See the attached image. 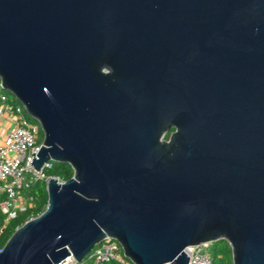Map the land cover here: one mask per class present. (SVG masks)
<instances>
[{
  "label": "water",
  "instance_id": "obj_1",
  "mask_svg": "<svg viewBox=\"0 0 264 264\" xmlns=\"http://www.w3.org/2000/svg\"><path fill=\"white\" fill-rule=\"evenodd\" d=\"M0 79L41 126L30 164L74 170L0 264L107 236L134 264L217 240L264 264V0H0Z\"/></svg>",
  "mask_w": 264,
  "mask_h": 264
},
{
  "label": "built area",
  "instance_id": "obj_2",
  "mask_svg": "<svg viewBox=\"0 0 264 264\" xmlns=\"http://www.w3.org/2000/svg\"><path fill=\"white\" fill-rule=\"evenodd\" d=\"M1 82L0 79V115L10 111L14 113L15 118V125L0 137V195L3 197L0 209L6 214V219L10 220L34 206V197L25 196L23 190L40 180L45 183L52 177L63 180L46 171L53 167L54 161L45 162L39 170L30 164L33 156L37 157L42 145V141H39L40 124L28 119L22 103H11ZM32 217L34 216H30L28 220ZM209 244L188 246L185 250L189 255V264H212ZM113 261L119 264H133L125 256L121 243L107 236L82 260L77 261L73 255H69L58 264H110Z\"/></svg>",
  "mask_w": 264,
  "mask_h": 264
},
{
  "label": "trees",
  "instance_id": "obj_3",
  "mask_svg": "<svg viewBox=\"0 0 264 264\" xmlns=\"http://www.w3.org/2000/svg\"><path fill=\"white\" fill-rule=\"evenodd\" d=\"M16 102L17 104L21 103L18 99H16ZM25 114L31 122L39 124V122L32 118L27 111ZM42 140L43 132L42 129H40L39 141ZM46 171L50 175L58 176L63 181L70 179L74 174V170L71 165L62 162H55L53 167L47 169ZM22 193L27 197H34V206L29 209V211L21 212L16 218L10 220L6 219V214L0 209V250L4 247L16 229L24 224L30 216H37L47 208L48 192L46 189V183L43 180H40L31 187L23 190ZM2 198L3 197H0V203ZM208 251L212 256V264H233L232 250L230 245L225 240L211 242L209 244ZM110 264L119 263L113 261Z\"/></svg>",
  "mask_w": 264,
  "mask_h": 264
},
{
  "label": "crops",
  "instance_id": "obj_4",
  "mask_svg": "<svg viewBox=\"0 0 264 264\" xmlns=\"http://www.w3.org/2000/svg\"><path fill=\"white\" fill-rule=\"evenodd\" d=\"M9 95V94H8ZM12 104H17L15 96H9ZM15 125V118L13 112H6L0 115V137L4 136L9 129ZM1 197V195H0Z\"/></svg>",
  "mask_w": 264,
  "mask_h": 264
},
{
  "label": "flooded vegetation",
  "instance_id": "obj_5",
  "mask_svg": "<svg viewBox=\"0 0 264 264\" xmlns=\"http://www.w3.org/2000/svg\"><path fill=\"white\" fill-rule=\"evenodd\" d=\"M174 131V128L171 129L169 133L166 134L165 138L168 139L170 137L171 132Z\"/></svg>",
  "mask_w": 264,
  "mask_h": 264
},
{
  "label": "rangeland",
  "instance_id": "obj_6",
  "mask_svg": "<svg viewBox=\"0 0 264 264\" xmlns=\"http://www.w3.org/2000/svg\"><path fill=\"white\" fill-rule=\"evenodd\" d=\"M6 91V90H5ZM8 94H9V96H14L13 94H11L10 92H8V91H6ZM17 99V98H16Z\"/></svg>",
  "mask_w": 264,
  "mask_h": 264
}]
</instances>
